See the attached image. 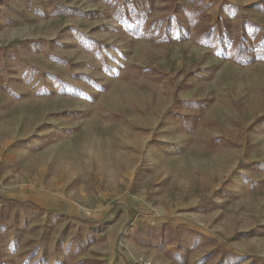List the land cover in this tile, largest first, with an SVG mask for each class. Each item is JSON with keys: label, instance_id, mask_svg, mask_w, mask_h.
<instances>
[{"label": "rangeland", "instance_id": "1", "mask_svg": "<svg viewBox=\"0 0 264 264\" xmlns=\"http://www.w3.org/2000/svg\"><path fill=\"white\" fill-rule=\"evenodd\" d=\"M143 259L264 264V0H0V264Z\"/></svg>", "mask_w": 264, "mask_h": 264}, {"label": "trees", "instance_id": "2", "mask_svg": "<svg viewBox=\"0 0 264 264\" xmlns=\"http://www.w3.org/2000/svg\"><path fill=\"white\" fill-rule=\"evenodd\" d=\"M202 1V4H203V0H200ZM208 4L206 2H204V8L207 7ZM204 8L202 9V11H204ZM206 11V10H205ZM208 15V14H207ZM204 32L207 34V35H213L214 34V29H213V26L211 24H207L204 26ZM243 46H245V44H241ZM242 46V47H243ZM244 51V50H242ZM84 221H87V220H84ZM88 223H91V224H96L97 222H90V221H87Z\"/></svg>", "mask_w": 264, "mask_h": 264}, {"label": "built area", "instance_id": "3", "mask_svg": "<svg viewBox=\"0 0 264 264\" xmlns=\"http://www.w3.org/2000/svg\"><path fill=\"white\" fill-rule=\"evenodd\" d=\"M141 264H156L153 260L150 259H143Z\"/></svg>", "mask_w": 264, "mask_h": 264}]
</instances>
